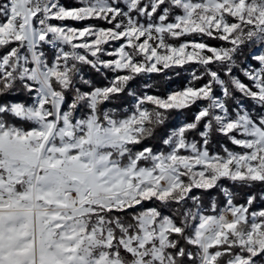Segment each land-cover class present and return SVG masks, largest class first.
Returning <instances> with one entry per match:
<instances>
[{
	"label": "snow or ice",
	"instance_id": "obj_1",
	"mask_svg": "<svg viewBox=\"0 0 264 264\" xmlns=\"http://www.w3.org/2000/svg\"><path fill=\"white\" fill-rule=\"evenodd\" d=\"M0 264H264V0H0Z\"/></svg>",
	"mask_w": 264,
	"mask_h": 264
},
{
	"label": "trees",
	"instance_id": "obj_2",
	"mask_svg": "<svg viewBox=\"0 0 264 264\" xmlns=\"http://www.w3.org/2000/svg\"><path fill=\"white\" fill-rule=\"evenodd\" d=\"M248 51H249V49H245V56H247ZM243 58L244 57H242L241 59H243ZM165 72L167 73V76H164L163 74L158 75V76L153 74V79L149 81L150 83L159 82L162 84V87L159 90V94H163L166 88H170V89L182 88V87H184L185 82L189 79V75L186 72H181L179 75H176L175 71H173V70H169V71L167 70ZM103 81L104 80L100 77L95 78V82L97 85H101ZM103 84H104V82H103ZM188 117L189 118L191 117V113L188 114ZM174 123H179V121L174 122ZM145 143L148 145H151L153 147H159V140L158 139L157 140H148ZM225 143H227V142L225 141ZM228 146L232 147L230 144ZM212 147H213L214 151L220 150L219 145L216 143H214ZM213 194L215 195V193H213ZM206 202H207V200H206Z\"/></svg>",
	"mask_w": 264,
	"mask_h": 264
},
{
	"label": "rangeland",
	"instance_id": "obj_3",
	"mask_svg": "<svg viewBox=\"0 0 264 264\" xmlns=\"http://www.w3.org/2000/svg\"><path fill=\"white\" fill-rule=\"evenodd\" d=\"M62 2L65 3L66 5H73L75 3V0H62ZM69 23H73L74 26H79V25H75L74 22H69ZM213 42L216 43L215 41H213ZM165 71H167V70H165ZM103 82L105 83V81H103ZM103 82H102V84H103ZM186 83H187V81L185 82V85L184 86H186ZM102 84L101 85H98V86H103Z\"/></svg>",
	"mask_w": 264,
	"mask_h": 264
}]
</instances>
